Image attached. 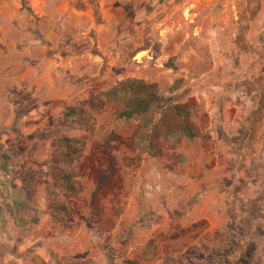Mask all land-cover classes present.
<instances>
[{"label":"rangeland","instance_id":"rangeland-1","mask_svg":"<svg viewBox=\"0 0 264 264\" xmlns=\"http://www.w3.org/2000/svg\"><path fill=\"white\" fill-rule=\"evenodd\" d=\"M0 264H264V0H0Z\"/></svg>","mask_w":264,"mask_h":264},{"label":"trees","instance_id":"trees-1","mask_svg":"<svg viewBox=\"0 0 264 264\" xmlns=\"http://www.w3.org/2000/svg\"><path fill=\"white\" fill-rule=\"evenodd\" d=\"M104 95L122 104L120 118L125 120L139 119L144 136L146 151L154 153V141L161 135L192 140L197 133L190 123V113L181 106L171 103L160 96L156 91H151L141 81L125 80L109 89ZM75 142L68 138L59 139L64 157L76 155L78 150ZM62 182L68 191L73 192L70 177L62 175Z\"/></svg>","mask_w":264,"mask_h":264}]
</instances>
